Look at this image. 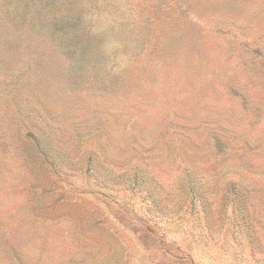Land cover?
<instances>
[{
  "label": "rangeland",
  "instance_id": "1",
  "mask_svg": "<svg viewBox=\"0 0 264 264\" xmlns=\"http://www.w3.org/2000/svg\"><path fill=\"white\" fill-rule=\"evenodd\" d=\"M11 1L0 264H264V0Z\"/></svg>",
  "mask_w": 264,
  "mask_h": 264
},
{
  "label": "trees",
  "instance_id": "2",
  "mask_svg": "<svg viewBox=\"0 0 264 264\" xmlns=\"http://www.w3.org/2000/svg\"><path fill=\"white\" fill-rule=\"evenodd\" d=\"M47 4H51L52 9H55V14L46 16V22L56 23L58 17H66V11L62 8L64 6L60 0H47ZM15 8L20 10L18 16ZM22 10L25 9L13 6L11 0H0V50L16 53L34 52L41 51L45 45L43 35L36 28V22L23 15Z\"/></svg>",
  "mask_w": 264,
  "mask_h": 264
}]
</instances>
